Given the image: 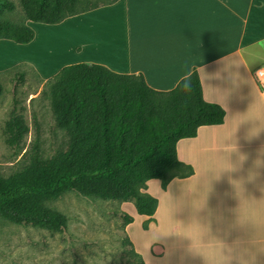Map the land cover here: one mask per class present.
I'll list each match as a JSON object with an SVG mask.
<instances>
[{"label":"crops","instance_id":"1","mask_svg":"<svg viewBox=\"0 0 264 264\" xmlns=\"http://www.w3.org/2000/svg\"><path fill=\"white\" fill-rule=\"evenodd\" d=\"M100 9L109 13L95 15L99 36L65 34L60 58L142 74L157 91L173 90L197 71L204 98L226 110L223 124L177 143L194 175L166 190L159 179L148 182L147 192L159 198L149 230L148 217L122 203L140 220V237L156 236L139 241L128 225L135 250L145 264H264V90L254 77L264 67V0H119ZM67 20L58 25L65 29ZM43 42L19 51V62L49 76L72 65L47 63L39 51L55 43Z\"/></svg>","mask_w":264,"mask_h":264},{"label":"trees","instance_id":"2","mask_svg":"<svg viewBox=\"0 0 264 264\" xmlns=\"http://www.w3.org/2000/svg\"><path fill=\"white\" fill-rule=\"evenodd\" d=\"M118 1L21 0L25 20L0 22V40L29 44L35 32L26 21L59 24ZM43 96L54 109L64 139L48 160L41 154L37 135L28 172L19 178H0V208L15 223L59 232L66 231L68 219L45 211L42 204L69 191L131 202L139 215L148 217L143 229L149 230L157 222L159 198L147 192L148 182L159 179L166 190L174 179L194 175L195 168L179 160L177 143L196 137L202 126L223 124L226 117L221 105L204 98L197 71L173 90L157 91L142 74H119L103 65L79 63L49 79ZM29 132L24 115L14 111L4 127L9 146L22 149ZM121 215L131 261L145 264L127 232L135 217Z\"/></svg>","mask_w":264,"mask_h":264},{"label":"rangeland","instance_id":"3","mask_svg":"<svg viewBox=\"0 0 264 264\" xmlns=\"http://www.w3.org/2000/svg\"><path fill=\"white\" fill-rule=\"evenodd\" d=\"M21 4V0H0V22L23 23L26 15ZM106 10L109 9H96L70 17L65 23V29L61 27L63 25L26 21L35 32L36 39L33 43L19 44L0 40V178H19L28 172L38 134L41 154L48 160L54 158L64 139L63 132L57 126L54 109L43 96L48 80L60 71L50 76L45 72L40 74L34 65L19 62L18 52L23 54L38 44L42 46L43 41L49 37L57 39L58 44L67 33L74 39L84 36L98 37L97 30L100 31V26L96 23L95 15L99 12L109 13ZM116 12L119 10L116 9ZM119 21L121 18H118ZM40 28L49 30L50 33L42 34ZM59 46L60 44L58 49ZM55 48H51L49 52L47 49L48 54L43 55L45 60L51 56L48 63L53 67L62 63L74 65L89 61L87 58L64 60L60 58L58 51L51 54V50ZM42 52L40 50L39 55ZM17 67L20 70L18 75ZM14 111L24 115L30 128L23 148L16 150L9 146L4 134V127ZM42 208L66 217V231L59 232L37 224L15 223L0 208V264H136L131 261V246L127 244L123 233L121 214L127 211L122 208L121 202L90 198L69 191L59 198L45 201ZM133 224L131 234L136 236L135 232L139 233L136 236L139 241L145 239L137 231L140 220ZM152 237L156 236H148L147 240Z\"/></svg>","mask_w":264,"mask_h":264},{"label":"built area","instance_id":"4","mask_svg":"<svg viewBox=\"0 0 264 264\" xmlns=\"http://www.w3.org/2000/svg\"><path fill=\"white\" fill-rule=\"evenodd\" d=\"M254 77L259 84V87L264 90V67L259 68L254 73Z\"/></svg>","mask_w":264,"mask_h":264},{"label":"bare ground","instance_id":"5","mask_svg":"<svg viewBox=\"0 0 264 264\" xmlns=\"http://www.w3.org/2000/svg\"><path fill=\"white\" fill-rule=\"evenodd\" d=\"M52 40H53V39H52ZM54 41H55V44H57V39H54V40H53V43H54ZM58 44H59V42H58ZM58 44H57V45H54V46L56 47V46H58ZM54 46H53V47H54ZM53 47H52V48H53ZM57 49H58V48H55V50L52 49V50H51V51H52L51 54H53L54 52H56ZM44 50H45V49H43L42 55H45V54L47 55V54H48V53H47V49H46V52H44ZM49 51H50V49L48 50V52H49ZM48 56H49V55H48ZM48 56H47L46 58H48ZM50 57H51V56H50ZM50 57H49V58H50ZM49 58H48V59H49ZM48 59L45 60V61H47V63L50 62V60H51V59H49V61H48Z\"/></svg>","mask_w":264,"mask_h":264}]
</instances>
